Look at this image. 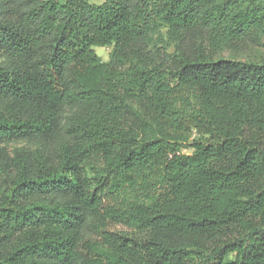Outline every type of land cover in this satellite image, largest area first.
<instances>
[{"label":"trees","instance_id":"trees-1","mask_svg":"<svg viewBox=\"0 0 264 264\" xmlns=\"http://www.w3.org/2000/svg\"><path fill=\"white\" fill-rule=\"evenodd\" d=\"M262 38L264 0H0V264H264Z\"/></svg>","mask_w":264,"mask_h":264},{"label":"rangeland","instance_id":"rangeland-1","mask_svg":"<svg viewBox=\"0 0 264 264\" xmlns=\"http://www.w3.org/2000/svg\"><path fill=\"white\" fill-rule=\"evenodd\" d=\"M105 0H90L91 4L94 5H101ZM262 43L264 44V38H262ZM172 48L169 50V52H172ZM110 48H101V47H95L94 48V52L95 54L103 61V62H107L109 60V55H110ZM225 59H229V58H238V59H245L248 61H259L262 57V52L261 50L256 47L253 46L252 44H248L243 48V51L241 53H239L238 55H235L236 57H232L231 55L225 53L223 55ZM20 144H16V143H12L8 146L9 149H13V148H18L20 147ZM183 153L185 154H190V151L188 150H183Z\"/></svg>","mask_w":264,"mask_h":264}]
</instances>
